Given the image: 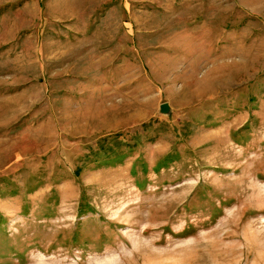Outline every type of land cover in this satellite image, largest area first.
Returning a JSON list of instances; mask_svg holds the SVG:
<instances>
[{
    "label": "rangeland",
    "instance_id": "rangeland-1",
    "mask_svg": "<svg viewBox=\"0 0 264 264\" xmlns=\"http://www.w3.org/2000/svg\"><path fill=\"white\" fill-rule=\"evenodd\" d=\"M0 264H264V0H0Z\"/></svg>",
    "mask_w": 264,
    "mask_h": 264
},
{
    "label": "water",
    "instance_id": "water-1",
    "mask_svg": "<svg viewBox=\"0 0 264 264\" xmlns=\"http://www.w3.org/2000/svg\"><path fill=\"white\" fill-rule=\"evenodd\" d=\"M166 109H167V105L164 104V105L162 106V110H163V111H166Z\"/></svg>",
    "mask_w": 264,
    "mask_h": 264
}]
</instances>
